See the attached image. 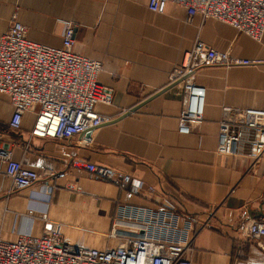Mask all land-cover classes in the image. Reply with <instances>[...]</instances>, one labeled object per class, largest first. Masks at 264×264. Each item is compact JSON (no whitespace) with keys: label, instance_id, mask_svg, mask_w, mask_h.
<instances>
[{"label":"crops","instance_id":"obj_1","mask_svg":"<svg viewBox=\"0 0 264 264\" xmlns=\"http://www.w3.org/2000/svg\"><path fill=\"white\" fill-rule=\"evenodd\" d=\"M12 16L30 40L53 47L61 46L65 24L74 25L73 51L101 64L96 80L112 91V99L96 104L108 121L85 145L77 137L30 138L29 113L13 130L12 107L0 96V144L9 145L26 167L65 172L47 195L41 184L15 190L0 164V239L56 228L71 244L113 249L133 230L114 223L117 212L149 208L197 217L188 239L191 264H264V252L242 232L245 221L264 214V156L253 159L246 145L231 156L216 152L225 109H264V32L256 41L172 3L152 12L147 0H0V35ZM197 40L263 62L198 68L202 117L184 133L178 118L186 98L181 84L168 86V75ZM74 158L128 174L139 188L121 190L72 169Z\"/></svg>","mask_w":264,"mask_h":264},{"label":"built area","instance_id":"obj_2","mask_svg":"<svg viewBox=\"0 0 264 264\" xmlns=\"http://www.w3.org/2000/svg\"><path fill=\"white\" fill-rule=\"evenodd\" d=\"M168 3L182 7L189 14L226 24L256 41L264 32V0H147V7L162 13ZM74 29V25L66 23L61 46L53 47L30 40L26 28L12 16L7 30L0 35V96L12 107L8 123L13 130L21 128L24 115L29 113L32 115L30 138L62 141L77 137L80 143L88 145L96 130L108 121L95 106L109 103L112 91L96 80L101 64L73 51ZM262 62L215 50L197 40L183 52L181 63L171 68L168 75V86L181 84L186 98L178 118V130L188 132L202 117L204 90L194 80L198 68ZM241 145L247 146L248 155L255 160L264 156V109L224 110L216 152L218 156H231ZM0 164L15 190L41 184L43 192L50 195L56 188L55 180L65 176L64 171L43 168L38 172L24 166L14 159L12 148L4 143L0 144ZM69 167L121 190L136 192L140 185L138 179L128 174H117L84 159H71ZM42 219L47 218L42 216ZM120 222H126L133 230L113 249L71 244L56 228L39 235L25 233L15 241L0 239V264H191L187 257L191 251L188 239L199 223L196 216L149 208H135L128 214L122 209L114 219L115 224ZM242 232L264 252L261 243L264 214L245 221Z\"/></svg>","mask_w":264,"mask_h":264}]
</instances>
